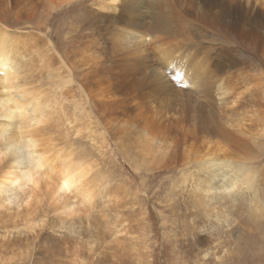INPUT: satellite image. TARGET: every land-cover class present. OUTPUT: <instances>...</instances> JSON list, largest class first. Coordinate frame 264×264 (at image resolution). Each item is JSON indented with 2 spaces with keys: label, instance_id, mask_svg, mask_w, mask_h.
<instances>
[{
  "label": "clouds",
  "instance_id": "9594fccd",
  "mask_svg": "<svg viewBox=\"0 0 264 264\" xmlns=\"http://www.w3.org/2000/svg\"><path fill=\"white\" fill-rule=\"evenodd\" d=\"M128 3L148 30L114 43L107 58L98 52L97 67L147 54L172 62L197 43L194 17L205 7L188 0H36L34 23L0 26V264H99L125 238L133 264H155L161 245L170 246L168 264H264V67L250 61L240 86L193 79L176 98L178 118L192 113L182 138L109 118L69 36L94 34ZM233 6L264 15V0ZM132 83H156L151 68ZM158 193L159 243L149 216L128 215L139 207L131 202ZM181 201L198 242L191 252L167 231V210ZM45 234L60 242V255L37 247Z\"/></svg>",
  "mask_w": 264,
  "mask_h": 264
},
{
  "label": "rangeland",
  "instance_id": "374dc122",
  "mask_svg": "<svg viewBox=\"0 0 264 264\" xmlns=\"http://www.w3.org/2000/svg\"><path fill=\"white\" fill-rule=\"evenodd\" d=\"M36 1V0H34ZM215 9V8H214ZM213 9V10H214ZM7 14V15H6ZM10 14V15H9ZM4 15V16H3ZM6 15V16H5ZM132 15H136V17H132L133 19H139L140 16L135 9V13L133 12ZM1 19L8 24L14 25L18 23L16 27L6 26L8 28H19L29 23H34L36 20V14L34 17L31 18L30 21L21 22L16 20L13 13H8L6 10H2ZM10 17V18H9ZM4 18V19H3ZM110 18V16H109ZM108 18L104 19L102 22H96L94 24L95 33L92 35L86 34L83 31L76 33L74 36L70 34L69 36V52H71L73 59H75L81 67H84V70L88 75L86 79L88 81L89 87L91 85H99L106 88L109 92L115 93V96L118 99L125 100L130 102L135 107L143 104L145 101L148 100L147 107L141 106L140 110L144 111V117L139 119L136 118L137 122H144L153 120L151 117H160L163 114V106L164 104L171 99L168 90L162 88L159 84L153 83L145 87H135L133 92H126L125 89L131 86L133 89V80L146 68H151V72L153 69L158 70V66H161L162 63L167 61H161L155 57H152V54H147L145 57H137L136 61H126L128 57H118L113 60L110 65H100L99 67L96 64L91 62V57H97L96 54L99 52L107 57L111 56V51L113 49L114 43H116V39L120 40L117 32L115 29H118L120 22L112 21ZM197 21V27L199 30V36L197 38V43L195 45H191L187 47L182 54V59H189L190 65L196 64L198 62H202L201 60L204 57V54L207 52L210 53L212 56L215 51L218 49L228 46L230 44H224V40L217 34L214 33L207 34L202 33L203 26L201 22L198 21L199 17H194ZM143 21L147 24L145 18L143 17ZM9 20V21H8ZM122 20H127L122 17ZM115 23V24H114ZM117 27V28H116ZM261 28L258 26L257 30ZM34 39V37H29ZM72 38H74V43H72ZM236 40V39H235ZM234 40V41H235ZM71 43V44H70ZM125 43V42H124ZM222 44V45H221ZM39 45V42H37ZM59 46V45H58ZM232 47V46H231ZM237 52L233 53V55L238 58L242 62L243 71L245 70V64H248V75H251V71L253 65L250 63L253 59L255 60L254 56L252 55V50H248L247 48L244 49L241 46H238ZM189 50V54H186ZM192 54H191V53ZM92 55V56H91ZM186 55V56H185ZM237 55V56H236ZM193 56V57H192ZM199 56V57H198ZM196 57V58H195ZM264 44L262 47V53L256 56L257 60H255L256 64L259 65L261 62V67H264ZM200 58V59H199ZM210 62V66L214 62V57H212ZM252 58V59H251ZM181 57L179 58V60ZM197 61H196V60ZM188 61V60H187ZM142 62L147 63L145 66ZM173 62V61H172ZM176 62V61H175ZM169 63V66H166L164 70H158L164 78L169 82V84L174 87L176 86L177 82V73L178 66L175 64L178 63ZM183 64L185 65L186 61L182 60ZM168 63V62H167ZM188 63V64H189ZM86 65H90L91 67H85ZM176 67H174V66ZM189 68V67H188ZM215 72L217 71L214 67ZM243 71H233V74L229 77L232 79V82L236 85H241L242 80L245 78L246 74H241ZM201 75H203V70L200 71ZM153 73H151L152 75ZM158 76V75H156ZM180 76V75H178ZM190 79L187 80L188 84H190ZM193 81V80H192ZM183 86V85H182ZM187 87V88H186ZM181 87L184 92H189L187 89L191 90V86L188 87ZM93 91H95V88ZM159 90V92H157ZM135 93H138L136 96ZM138 104H134L138 102ZM122 111V110H121ZM147 111V113L145 112ZM122 113V112H121ZM120 112H116L111 118H128L129 114H121ZM151 116V117H150ZM139 120V121H138ZM199 134V130H198ZM159 179L157 176L156 180ZM162 193H158L155 197L152 198L151 201H143V202H136L133 201V204H139L135 212H129L128 215L132 217H136L137 219L140 216H149L153 222V230L155 232L154 239L157 240L159 243L160 240V228L156 226L157 218L156 213L153 211V208H160V205L156 204V200L160 199ZM186 201L178 202L176 206L172 209L167 210V215L169 217V224L167 227V231L172 232L174 235L171 238L172 244L179 247L181 250L186 252L194 251L198 247V242L192 239V226L189 222V217L187 214L186 208ZM140 225H143L144 221H139ZM191 232V233H190ZM37 247L41 250L42 253H47L49 256L52 255H60L62 245L60 242L55 241L51 236L45 234L43 237L40 238ZM130 249V242L125 238L122 240L118 245H112L108 249H106V254L103 259L99 262V264H133L131 257L129 255ZM170 252V246L168 245H161L156 248V262L155 264H168V257ZM179 264V262H178Z\"/></svg>",
  "mask_w": 264,
  "mask_h": 264
},
{
  "label": "bare ground",
  "instance_id": "6f19581e",
  "mask_svg": "<svg viewBox=\"0 0 264 264\" xmlns=\"http://www.w3.org/2000/svg\"><path fill=\"white\" fill-rule=\"evenodd\" d=\"M188 3H191L193 5H196L197 3L204 4L205 13L198 16L200 18L198 19V21L201 22L203 26L202 33H218L217 36L219 35L224 40V44H230V47L224 46L218 49L217 51H215V53H213L214 56L207 52L206 54H204V57L201 60L202 62H198L194 65H190L189 63V60L192 59L191 57L189 59H185V57L182 59L181 56L180 60H175L176 62L173 61L175 63H178L175 65L178 66L177 73H179L177 74V82L176 86L174 87H172L164 78V76L158 71L164 70L166 66H169V63L173 64V62H164L161 64V66H158V70L153 69V71L151 72L153 73L152 76L156 83L159 84L162 88L168 90L171 99L164 104L162 108L163 114L160 117L150 116L153 120L144 121L143 123H147L153 128L167 132L168 134L180 135L181 138L183 134L178 132L179 126L181 124H184L186 126L189 125L191 123L192 116L191 111H188L183 114V118H178L181 116V112L177 111L178 105L176 103V98L180 94L185 93L183 91L184 89L182 90L181 87H186V85L190 87L193 79L204 80L209 77L216 79L227 78L232 81L229 76L233 74V71H243L242 62L233 55V53L237 52V49H239L238 46H241L244 49L247 48L248 50H252V55L254 56L255 60H257L256 56L262 53V47L264 44V15H262L259 11H257L253 15L250 9L245 10L243 6H233L234 0H188ZM35 4L36 1L34 0H0V26L16 27L19 25L18 23H15L11 26V24L4 22L5 20L3 21L1 19L3 9L8 13H13L17 22L23 21L27 23V21H30L31 18L36 14L33 8V5ZM135 9L136 8L133 4L128 3L122 5L121 11L117 15L110 16V18H105L107 20L109 18L112 21L114 20L116 22H120L118 29H115L120 38V42H125L127 44L134 43L139 39L140 35L144 34L148 30V25H146V23L143 21V17L139 18L138 20L132 18L136 17V15H132L133 12L135 13ZM122 17L127 20H122ZM258 26L261 28L260 30H257ZM72 39V43H74V38ZM117 41L118 39H116V42ZM186 54H189V50ZM212 57H214V62L210 66L211 59H213ZM96 59L97 57L93 58L92 56L91 62L96 64ZM137 59V57H128L126 58V61L134 62ZM182 60L186 61L185 65L183 64ZM142 63L144 64V66L147 64L145 62ZM248 64L249 63L245 64V70L241 73L246 74L244 76L245 78L249 77ZM259 65H261V62L259 63ZM214 67L217 70L216 72ZM201 70H203V75L200 74ZM188 79L191 80L190 84H188L187 82ZM98 86L99 85H91L90 90L93 93L94 98L102 99V104L100 106L102 110H105L107 112L109 118L115 115L116 112H122L121 114L123 115L129 114V117L133 119H141L144 117V111L140 110V107H147L148 100H143L145 101L143 104L135 107L128 101L118 99L115 96V93L109 92L102 86L98 88ZM92 87L95 88V91H93ZM134 89L135 87L131 89V86H129L125 89V91L133 92ZM187 91H190V89H187ZM157 92H159V90H157ZM134 94L138 96V93L134 92ZM138 103L139 101L134 104ZM145 112L147 113V111ZM194 178L196 180L200 179V177L195 174Z\"/></svg>",
  "mask_w": 264,
  "mask_h": 264
}]
</instances>
